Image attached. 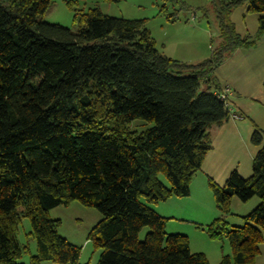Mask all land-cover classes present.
Instances as JSON below:
<instances>
[{"label":"trees","instance_id":"16d2710c","mask_svg":"<svg viewBox=\"0 0 264 264\" xmlns=\"http://www.w3.org/2000/svg\"><path fill=\"white\" fill-rule=\"evenodd\" d=\"M51 3L0 0V264H22L24 254L29 264H78L80 249L49 217L74 201L102 217L88 236L100 249L96 264H208L185 235H166L168 219L141 200L189 196L211 150L209 130L230 117L216 95L227 88L212 73L235 50L255 45L237 35L228 14L243 3L264 13V0H218L221 42L198 65L158 52L144 21L90 9L74 10L75 32L43 22ZM136 120L153 126L129 131ZM250 143L258 150L249 177L234 170L223 186L207 182L221 215L206 232L231 250L219 264H252L264 243V132L254 123ZM234 197L259 203L242 226L229 228ZM22 217L35 255L17 241ZM143 228L150 231L139 241Z\"/></svg>","mask_w":264,"mask_h":264},{"label":"rangeland","instance_id":"374dc122","mask_svg":"<svg viewBox=\"0 0 264 264\" xmlns=\"http://www.w3.org/2000/svg\"><path fill=\"white\" fill-rule=\"evenodd\" d=\"M90 9H97L108 17L144 21V28L154 40L157 51L187 65H198L209 59L221 42L218 0H120L117 3L105 0H52L40 20L75 32L74 10L87 12ZM260 17H264V13L248 11V4L245 3L231 10L227 21L233 25L238 36L249 37L255 41V45L249 49H240L239 54L225 58L212 73L219 87L225 84L231 87L227 104L231 114H236L239 119L229 117L222 128L212 127L209 130L212 149L206 154L209 163L206 168L212 169L216 161L224 168L238 169L242 178L250 176L252 157L258 150L250 143L253 123L264 132L261 124L264 122V34L257 35ZM238 113H243L244 118ZM152 126L151 123L136 120L128 129L131 132H142ZM235 126L242 129L237 131ZM200 173H196L200 177V184H195V187L193 184L195 191L192 189L188 197L171 198L166 203L158 204L141 202L158 215L162 212L163 217L168 219L164 229L166 235H185L191 253L203 254L208 264H219L223 256L231 255V250L225 239H211L206 232L207 226L221 214L209 190L208 181L199 176ZM214 176L219 186L225 184L218 177L221 175L214 173ZM159 180L168 186L162 176H159ZM253 199L258 201L257 198L251 201ZM249 203L232 198L230 212L225 217L229 228L243 225L241 217L248 215L256 206L249 211ZM49 217L60 222L57 234L80 249L78 264L98 262L100 249L88 240L89 233L102 218L95 208L74 201L68 206L50 210ZM149 231L143 228L138 234V240L142 241ZM30 232L29 220L22 217L18 225L17 241L28 248L29 254L35 255L36 245ZM259 259L260 264H264V254ZM20 262L29 264V255L24 254Z\"/></svg>","mask_w":264,"mask_h":264},{"label":"crops","instance_id":"0c3cea01","mask_svg":"<svg viewBox=\"0 0 264 264\" xmlns=\"http://www.w3.org/2000/svg\"><path fill=\"white\" fill-rule=\"evenodd\" d=\"M239 50L240 49H238V50H235L232 54H230L228 57H231V56H234V55H236V54H239ZM227 57V58H228ZM222 89H224V88H227V89H231V87L230 86H228V84H225V86L224 87H221ZM230 92H229V97H230ZM236 115V114H235ZM237 115H239L240 117H242V118H244V115H243V113H241V114H237ZM227 123V122H226ZM261 124L264 126V122H261ZM224 125V124H223ZM223 125L222 126H220V127H215V129L216 128H222L223 127ZM258 126H260V124H257ZM235 128V130H237V131H239L240 130V128L241 127H238V126H235L234 127ZM242 129V128H241ZM245 131V130H244ZM212 149V148H211ZM255 155V154H254ZM254 157V156H253ZM253 157H252V159H253ZM207 158V156L205 157V159H204V161H203V163H202V166H201V169H200V171L199 172H201L200 174L201 175H199V176H203V178H205L207 181H208V179H211L214 183H216L215 181H216V177L214 176V173H218L219 175H221V176H218V177H221V179H222V181H223V183H225V181H226V179L228 178V176H229V174L232 172V171H236L237 173H240L239 171H238V169H236V168H234V169H232V168H224V166L223 165H221L220 163H217L216 161L214 162V165H213V168L212 169H210V168H206V166H208L209 165V163H208V159H206ZM251 170H252V161H251ZM223 175V176H222ZM225 175V176H224ZM198 178H200V177H197L196 176V174L194 175V177L192 178V181H191V183H190V192H189V195L190 194H192V189H193V184H194V187H195V184H200V179H198ZM194 180H197L196 182L197 183H194ZM221 181V180H220ZM217 184V183H216ZM218 185V184H217ZM219 186V185H218ZM193 191H195V189H193ZM252 200V199H251ZM249 201L250 203H249V211L251 210V209H253V207L256 205H258V203H259V200L257 201L256 199H253V201ZM169 201V200H168ZM168 201H166V202H168ZM166 202H164V203H166ZM252 202V203H251ZM255 206V207H256ZM159 213V212H158ZM162 213V212H161ZM161 213H159V215H162L161 217H163V214H161ZM225 220H226V218H225ZM264 254V245H261L260 246V252H259V255L255 258V260H254V262H253V264H260L261 262L259 261L260 259L259 258H261V256ZM44 264V263H43Z\"/></svg>","mask_w":264,"mask_h":264},{"label":"built area","instance_id":"2783aa9c","mask_svg":"<svg viewBox=\"0 0 264 264\" xmlns=\"http://www.w3.org/2000/svg\"><path fill=\"white\" fill-rule=\"evenodd\" d=\"M228 94H229V90L226 89V90L223 91L222 93H218V94H216V95H217V97H218L220 100H222V101L225 102V106H226V108H227V110H228V112H229V114H230V117H232V119H239V117L236 116L235 114H231V111H230V109H229V107H228V104L226 103V99H227Z\"/></svg>","mask_w":264,"mask_h":264}]
</instances>
